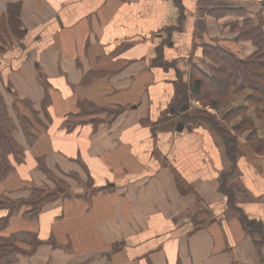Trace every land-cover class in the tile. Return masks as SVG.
<instances>
[{
  "label": "crops",
  "instance_id": "0c3cea01",
  "mask_svg": "<svg viewBox=\"0 0 264 264\" xmlns=\"http://www.w3.org/2000/svg\"><path fill=\"white\" fill-rule=\"evenodd\" d=\"M263 10L262 0H0V95L16 129L29 121L20 102L43 112L47 95L51 129L83 103L122 112L100 125L107 133L62 136L57 154L62 166L80 157L109 193L47 203L36 219L0 211L4 238L42 241L12 264H264V153L226 145L245 132L232 114L240 107L262 137L256 108L240 102L248 91H231L238 104L212 126L184 118L188 100L220 110L198 100L194 84L212 79L215 49L238 61L257 53L243 31ZM25 137L16 142L29 156L0 179V196L30 195L51 171L36 167L57 142L40 137L28 152Z\"/></svg>",
  "mask_w": 264,
  "mask_h": 264
},
{
  "label": "rangeland",
  "instance_id": "374dc122",
  "mask_svg": "<svg viewBox=\"0 0 264 264\" xmlns=\"http://www.w3.org/2000/svg\"><path fill=\"white\" fill-rule=\"evenodd\" d=\"M262 3L264 6V0H262ZM253 28H260L261 31L264 33V17L262 16V14H261V16L260 15L257 16L256 26H254V24H253L249 27H246L245 30L243 31V35H245V37L249 38L248 36H250V34H252ZM249 39L255 45L254 41L251 38H249ZM255 47H256V45H255ZM212 53H213L212 51H208V54L211 57H212V55H211ZM213 55H214V58L215 57L218 58V55L216 54V52ZM217 67H218V65H217ZM44 87L47 89L50 86L45 84ZM5 91L7 92L6 89H5ZM246 91H248V92H244L240 102L241 103L247 102V104H249V107L255 108L252 101L249 100L250 96H252V93L249 90H246ZM51 97H52L51 95L44 96V98H43L44 100L42 103L43 112H39V111L35 112V110L31 106L32 104L30 103V101L22 100V102H20V103H22L20 105L22 108V113L24 116L27 117V119L29 121H27L25 118H22L21 124H23L25 121L24 127L26 128L27 133L29 132L32 137L29 139V137H27V133L25 134V131L22 130L23 128H21V127L17 128L16 130L17 131L20 130L22 133L19 134V133H17L16 130H14L11 133V135L14 137V139L16 141L20 139L21 134L26 136L25 138H27L26 139L27 143L30 145V147L27 148L28 152H29L30 148L35 145L36 140L39 139L40 137L48 136L50 138L49 140L51 141L52 144L57 142L56 147H55V152L51 153V155L49 156L50 158H48L47 160H46V158L40 159L41 161H39V165H38V167H36L37 170H48L49 169L51 171L48 175L44 174L45 175L44 179L39 180L37 182V186L39 187L37 190H40V191L32 192L30 195L27 193L25 195V197L17 198L18 200L11 199L7 196H5V198H4L3 197L4 195L0 196V208L1 209L9 210V207L11 208L12 206H14L15 209L19 210L21 208V210H25V212H27V211H31L33 209L32 207H29L28 204L30 205L34 201H36L37 197H39L40 199H44L46 204H47L48 200H51L48 202V204L55 203V202H61L62 200H64V201L70 200V199L71 200H73V199L88 200V199H91L94 196V194H96V193H101V192L105 193L111 189L108 187V185H105L103 187L98 186L99 188L103 189L104 191H101L100 189H98V187H96L98 184L96 183V185H95V183L92 180L93 177L90 175V171L86 170L87 165H85V163L83 162V160L80 157L76 158V159L70 158L75 163L74 164H68V165L65 164L62 166L61 165V158L57 157V154L61 155V152H60V150L58 151V149L63 142L62 136H65L66 140H67V136L76 134V132H78L79 130H83V129L94 130V131L98 132L99 128L101 127L100 126L101 124H103V125L104 124H108V125L113 124V119H115L118 115H121L122 112L120 110L113 111V107H108V106L99 107L97 105L95 106V105H91L88 103H83L80 107V109L82 108L80 111H78L74 114H69L67 117L65 116V120L63 121V124L61 125L60 124L61 121H60L57 126L52 127V129H53L52 130L48 125L52 123L53 117H52V115H50L51 113L46 110L47 103H49L50 99H52ZM215 102L217 103L216 105H218L220 110H217L216 112L214 111V113H213V111H210L211 109L204 108L201 103L195 104V102H193V100H191V101L188 100V102L185 104L190 105L192 108L190 111H188L186 113V116L184 118L185 119L188 118L189 120H192L193 124H197V125L198 124L199 125H201V124L207 125L208 124L209 126H212L213 124H215V121H214L215 119L218 122H220L221 113H225L228 110H232V108L238 104L237 103V104H235V106H233L234 103L230 104L229 100L226 99L225 97L224 98L218 97V98H216ZM240 108H242V107H240ZM260 109H262V108H260ZM254 113L257 117H259L260 119H262L264 121V115L263 114L257 113L256 110ZM232 114L236 118V122H238L237 117H240L241 120L240 119H238V120H240V122H242L245 118H249L248 116H251V113L247 114L246 112L245 113H240V112L236 113V111H235V112H232ZM234 117H230L231 120L228 121V122H230V124H229L230 127L233 123V120H235V119H233ZM29 122L31 123V125ZM223 126H225L227 128L226 125H223ZM225 127H223V128H225ZM254 130H256V129H253L252 131H250V129H245V132L240 131L239 133L231 132L229 134V137L232 141H234L236 143V145L232 144V146H234L235 148L237 146L244 152H247L248 150H250V149H248L249 146L250 147L253 146L254 147L253 150L255 149L254 152H257L260 154H261V152L264 153V132H262V134H261L262 137L260 136L261 138L259 136L257 138H255L256 137L255 136L256 131H254ZM103 132L107 133L108 127H105V126L101 127V133H103ZM15 133H17V134H15ZM242 137L243 138L246 137L248 139V140H246V138H244V141L246 142L245 144L238 142V138L241 140ZM92 138L98 139L96 136H93ZM251 138L252 139L255 138L254 142L249 141V139H251ZM31 143H33V144H31ZM20 147H22V146H20ZM45 147H46V144H45V142H43L42 143V149H45ZM22 149L25 151L24 147H22ZM28 156H29V153H28ZM28 156H26V158ZM11 161L15 162L13 158ZM24 161L25 160L22 159V162H24ZM47 162H48V166H49L48 169L46 168ZM66 169L72 170V171L67 172V173L62 171V170H66ZM31 191H32V189H31ZM107 193H109V192H107ZM50 196H53V197H50ZM49 198H51V199H49ZM46 204H45V206H46ZM8 213L10 214V211H8ZM9 214H8V216H9ZM4 224H5V222H2L0 224V228H3ZM2 234L3 233L0 232V238H4ZM10 237H5L4 239L10 238ZM17 239H19L21 241V240H23V237H17ZM7 240H10L8 243L11 245H14L15 248H18V249L26 251V252L31 250L30 247L25 246V245H27L25 242H23L22 247H20L19 242L18 243L15 242V239L10 238ZM25 240L32 243L31 239H25ZM123 247H125L124 242L122 244L117 243L113 248V253L121 250Z\"/></svg>",
  "mask_w": 264,
  "mask_h": 264
},
{
  "label": "trees",
  "instance_id": "16d2710c",
  "mask_svg": "<svg viewBox=\"0 0 264 264\" xmlns=\"http://www.w3.org/2000/svg\"><path fill=\"white\" fill-rule=\"evenodd\" d=\"M251 25H253L252 22L248 20L246 27ZM248 37L254 41L257 47V53L249 60L238 61L232 57V55L215 49L218 58L215 57L214 60L218 67L212 68V79H206V85L201 80L196 81L194 84L193 91L198 100L207 102L213 98L215 101L218 97L227 98L231 91L234 93H241L249 90L252 93L249 100L252 101L257 113L264 115V33L260 28H253L252 34ZM214 101L210 103L213 107L216 106V102ZM246 109L247 108H240L238 111L236 110V113H245ZM249 123L250 119L245 118L240 126V130L248 129ZM22 128L26 134L27 130L24 125ZM14 130H16V126L13 120H11L5 102L0 95V179H4L10 174L15 167L22 162V159L24 160L25 158V151L17 144L16 140L11 135ZM223 135L224 137L227 136L225 134ZM27 137H29V139L32 137L29 132L27 133ZM226 143L230 153H233L232 150H234L235 147L232 146V144L236 145V143L232 141L230 137H226ZM12 158L15 162L11 161ZM37 189L38 188L33 190V192L40 191ZM3 197L5 198V196ZM36 199L37 200L32 204H28V206L33 209L24 213L29 219H36L46 204L44 199H40L39 197ZM49 201L51 200H48V202ZM1 210L0 208V211ZM20 210L21 208L18 210L15 209L14 206L11 208L9 207V215H13ZM17 237H23L21 241L25 242L31 250L26 252L8 243L10 240L7 239L10 238L15 239V242L20 241ZM10 238H0V257L6 260L7 264L14 263L21 254L30 255L34 253L37 247L42 244V241H40L35 234H17ZM25 239H31L32 243Z\"/></svg>",
  "mask_w": 264,
  "mask_h": 264
},
{
  "label": "water",
  "instance_id": "95a60500",
  "mask_svg": "<svg viewBox=\"0 0 264 264\" xmlns=\"http://www.w3.org/2000/svg\"><path fill=\"white\" fill-rule=\"evenodd\" d=\"M187 107H188V106H186L185 108H187ZM185 108H184V109H185ZM182 129H183V125H182V124H179L178 127H177V131H178V132H181Z\"/></svg>",
  "mask_w": 264,
  "mask_h": 264
}]
</instances>
